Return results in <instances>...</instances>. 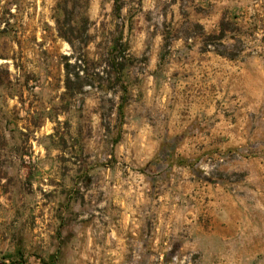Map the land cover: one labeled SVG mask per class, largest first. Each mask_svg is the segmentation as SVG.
Segmentation results:
<instances>
[{
  "label": "rangeland",
  "instance_id": "1",
  "mask_svg": "<svg viewBox=\"0 0 264 264\" xmlns=\"http://www.w3.org/2000/svg\"><path fill=\"white\" fill-rule=\"evenodd\" d=\"M114 2L0 0V264H208L197 200L264 199V76L148 67L191 42L260 68L264 0Z\"/></svg>",
  "mask_w": 264,
  "mask_h": 264
},
{
  "label": "crops",
  "instance_id": "2",
  "mask_svg": "<svg viewBox=\"0 0 264 264\" xmlns=\"http://www.w3.org/2000/svg\"><path fill=\"white\" fill-rule=\"evenodd\" d=\"M180 43L172 46L176 55L164 61L158 58L148 67L151 72L161 71L185 80L188 94L219 93L222 78L238 74L251 77L254 70L264 76V65L254 68L251 57L246 56L243 61L229 59L210 49L201 51L191 42L182 45L186 50L179 52ZM203 109L208 113L215 110L213 106ZM197 203L203 204L202 210L187 221L196 227L194 243L203 248L202 256L208 264H264V199H208ZM205 218L209 221L205 222ZM220 219L224 224H220ZM152 240L156 242L157 235ZM231 247L240 250L230 252Z\"/></svg>",
  "mask_w": 264,
  "mask_h": 264
},
{
  "label": "trees",
  "instance_id": "3",
  "mask_svg": "<svg viewBox=\"0 0 264 264\" xmlns=\"http://www.w3.org/2000/svg\"><path fill=\"white\" fill-rule=\"evenodd\" d=\"M117 1L118 0H115V4H114V8H115V11L116 12H118L119 11V9H120V5L119 4H117ZM68 66H69V64H68V62H66L65 63V73H66V82H67V85H66V87H68L69 85H68V83H69V81L71 80L70 79V77L69 76H72V77H74L75 79H79V75L77 74V72H73V74H70L71 72L68 70ZM118 111H119V113H121V111H122V108H123V105H122V103L120 102L119 104H118Z\"/></svg>",
  "mask_w": 264,
  "mask_h": 264
}]
</instances>
